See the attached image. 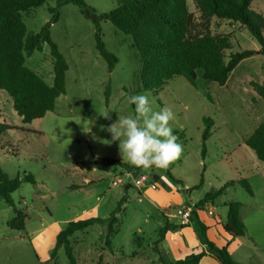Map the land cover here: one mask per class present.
<instances>
[{
    "label": "rangeland",
    "instance_id": "obj_1",
    "mask_svg": "<svg viewBox=\"0 0 264 264\" xmlns=\"http://www.w3.org/2000/svg\"><path fill=\"white\" fill-rule=\"evenodd\" d=\"M84 1L97 14L109 13L119 4L118 0ZM187 2L189 11L201 23L195 0ZM251 7L264 15V0H254ZM55 8L59 19L51 27V38L68 65L66 93L57 99L55 110L24 124L9 95L0 90V124L11 127L0 134V165L10 177L30 173L36 179V184L23 183L12 195L15 205L28 216L23 231L8 226L15 213L0 199V264H70L63 248L51 259L55 242L52 246L39 243L41 247L36 249L32 240L43 228L55 225L64 229L68 222L81 220L86 213H94V217L105 222L70 238L79 264L158 263L160 254L154 243L166 223L175 225L179 221L169 215L182 205L156 209L161 190L140 191L133 181L145 174L151 179L164 176L172 183L168 172L180 183H172L175 187L167 190L179 189L186 201L183 205L189 207L199 204L226 182H236L237 186L206 205L214 206V217L225 219L228 203L242 204L241 217L247 234L233 244L232 258L242 264H264V178L239 147L264 122V106L252 105L250 94L252 89L258 93L262 86L254 73L262 69L264 55H254L239 65L225 87L206 81L200 69L195 85L185 77H175L159 91H145L139 77L141 61L132 47V37L111 21L104 20L100 26L106 49L118 59L112 72L96 47L95 24L74 4L60 6L59 0H46L42 6L23 13L28 33L40 32L53 18L51 9ZM210 32L229 36L232 48L227 56L260 47L240 23L214 17ZM25 65L48 85L53 84L54 59L49 44L27 57ZM146 93L150 94L154 111L167 106L175 114L171 126L183 145V155L166 170L135 167L129 177L119 166L98 163L100 159L112 158L134 167L122 160L119 141L111 146L100 142L111 139V134L100 131V127L116 122L119 116H134L135 106L127 97ZM205 132L209 137L203 156ZM93 135L98 139L94 140ZM118 178H122V183L114 186ZM240 180L249 183L253 195L240 185ZM160 186H164L162 181ZM114 214L118 232L112 238L110 252L103 238L107 220ZM198 215L201 220L213 218L204 209H198ZM179 228L173 227L166 234L176 233ZM214 239H219L215 244L222 245V237ZM188 251L196 254L198 250L191 243ZM164 259L173 261L169 256Z\"/></svg>",
    "mask_w": 264,
    "mask_h": 264
},
{
    "label": "trees",
    "instance_id": "obj_2",
    "mask_svg": "<svg viewBox=\"0 0 264 264\" xmlns=\"http://www.w3.org/2000/svg\"><path fill=\"white\" fill-rule=\"evenodd\" d=\"M46 0H0V90L5 91L13 102V108L24 124L41 119L56 108L57 99L66 93V72L68 65L64 56L51 38V27L59 19L58 8L51 9L53 18L47 22L40 32L28 33L22 14L42 6ZM254 0H195V6L201 15L198 23L189 11L187 0H118V7L109 13L97 14L84 0H59V5L74 4L82 14L90 19L96 27V47L100 55L107 61L112 72L118 62L117 57L110 53L102 40L101 22L111 21L112 24L130 35L132 47L138 52L141 61L140 81L145 91H159L175 77H185L195 85L198 74L203 70L206 81L225 86L232 72L239 64L253 57L264 55V15L252 9ZM214 17L240 23L247 28L251 36L259 43L260 50H243L229 54L232 44L227 35H213L210 22ZM49 44L54 59V82L48 85L37 73L26 67V59L35 51H41L44 44ZM264 98V85L257 89ZM213 124L212 120L206 119ZM10 126L0 124V134ZM209 133L203 134L202 155L206 154L205 142ZM246 145L251 148L259 161L264 163V122L246 138ZM98 163L105 166H119L132 172L135 167L119 162L117 159L104 158ZM173 184H179L168 172ZM155 180L160 178L154 176ZM23 183L36 184L32 174L10 177L0 165V199L13 208L15 217L8 222L14 230L25 229L28 216L18 208L12 198ZM234 181L226 182L221 188L208 193L203 201L197 204L204 206L214 201L234 185ZM250 195H253L249 183L240 180ZM227 220L223 230L236 239L246 235V227L241 220L242 204L231 202L228 205ZM104 219L91 217L68 222L57 235L51 259H55L58 251L64 249L70 264H79L73 249L72 238L77 232L85 231L95 225H101ZM107 233L103 238L106 247L113 252L112 238L118 232L116 214L107 220ZM200 241L206 245V251L188 255L176 261H166L162 257L155 264H199L203 257L211 256L220 264H241L232 258L228 247L220 248L207 235L208 227L194 212L191 221ZM181 227L180 225H178ZM177 225L166 223L161 228L158 240L154 243L155 251L164 241L166 233Z\"/></svg>",
    "mask_w": 264,
    "mask_h": 264
},
{
    "label": "clouds",
    "instance_id": "obj_3",
    "mask_svg": "<svg viewBox=\"0 0 264 264\" xmlns=\"http://www.w3.org/2000/svg\"><path fill=\"white\" fill-rule=\"evenodd\" d=\"M149 95L128 96V102L135 106V115L119 116L116 122L101 125L100 131L110 133L111 139L100 142L111 146L119 141L118 151L122 160L136 168L166 170L182 157L183 145L178 142L171 126L175 119L172 109L164 106L154 111ZM93 139L98 138L93 135Z\"/></svg>",
    "mask_w": 264,
    "mask_h": 264
},
{
    "label": "crops",
    "instance_id": "obj_4",
    "mask_svg": "<svg viewBox=\"0 0 264 264\" xmlns=\"http://www.w3.org/2000/svg\"><path fill=\"white\" fill-rule=\"evenodd\" d=\"M259 50H260V47L255 49V51H259ZM256 55H262V54L257 53ZM251 58L252 57H250L248 59H251ZM248 59H245L239 65L245 63V61ZM261 68L262 69L259 70V73L255 72L254 75L256 77L260 78V85H263L264 84V65L263 64H262ZM230 79H231V76H230L229 80ZM229 80H228V83H229ZM225 86H222V87H225ZM248 93H250V92L248 91ZM250 94H251L252 105L261 104L264 106V98L261 97L260 95H258V93L255 90L252 89ZM12 105H13V102H12ZM239 147L241 149H243L247 155H249V158H251L253 161L254 168H256L255 169L256 172L260 173V175L264 178V163L258 160L255 152L246 145L244 139H243V143ZM120 170L122 172H125V173L128 172L127 170L122 169V168H120ZM235 186H237L236 182L234 183V185L232 187L228 188L224 193H226L229 189H232ZM171 187L173 188V187H175V185H173L171 183ZM167 188H170V186H163L161 189H159L161 191H159L158 193H159V195H161V197L159 198L160 203L158 204L156 209L161 208L162 206H166V205L170 206L173 204H176V205L178 204V205L184 206L183 204L186 203V201L178 193L179 189L177 190V188H176L175 191L174 190L169 191V190H167ZM184 188H186V186ZM214 201H211V202H214ZM179 207H181V206H179ZM96 210L97 209L95 208V211ZM94 216H95L94 213H90V214L86 213L85 215H83L80 218L88 219V218H91ZM214 216H215V214L213 215V218L202 219V221L208 227V231H207L208 238L213 243H215V242H217L216 240H219V239H214V238H217L218 236L222 237V239H221L223 242L222 245H219L218 243L216 245L220 248L227 246L231 255H232V246H233V244H235L238 241V238L232 240L231 237L223 230V225L225 224L227 217H225V219H224L219 215H218V217H214ZM173 219H176V218H173ZM241 220L244 223V220L242 219V217H241ZM175 225H179V221L175 222ZM244 225L246 227L245 223H244ZM61 230H62L61 227H59V226L56 227L55 225H52V226L47 227V228H43L42 230L39 231L38 236L32 240L33 245L35 246L36 249L41 247L39 245V243L45 244L46 246L50 244L52 246V244L56 240V235ZM213 230H214V232H212ZM246 234H247V228H246ZM191 243H193V245L197 247V250H198L197 253H200L202 251H206V245H204L200 241L199 236L195 230V226L193 223L187 227H180L179 231L176 233L166 234L164 241H162L159 245V250H160V257L159 258L162 257L163 259L164 258L167 259V256H169V258H172L173 261H176V260L182 259L188 255H191L192 254L191 252H189V251L187 252L189 245ZM162 247L164 248L163 250H162ZM180 252L184 253L185 255L180 256L179 255ZM199 264H220V263L211 256H205L202 258V260L200 261Z\"/></svg>",
    "mask_w": 264,
    "mask_h": 264
},
{
    "label": "built area",
    "instance_id": "obj_5",
    "mask_svg": "<svg viewBox=\"0 0 264 264\" xmlns=\"http://www.w3.org/2000/svg\"><path fill=\"white\" fill-rule=\"evenodd\" d=\"M132 172H128V175L130 177ZM163 182L164 186H171V183L169 182L167 177H161L159 180H155L154 177L151 179L149 176L145 174H140L137 177H135V180L133 181V186H135L137 189H140V191L144 189H149L152 191H158L162 187L160 186V182ZM118 183H122V178H118L113 182L114 186H118ZM199 208L197 205L193 206H181L174 208L173 212L169 215L171 218H176L179 220V225L181 227H187L192 224V216L194 212L198 214V209H204L208 212L209 215L213 216L215 214V208L212 206L204 205L200 206Z\"/></svg>",
    "mask_w": 264,
    "mask_h": 264
}]
</instances>
